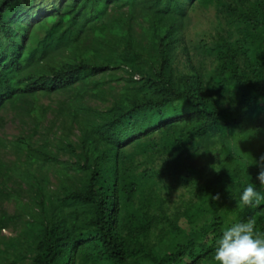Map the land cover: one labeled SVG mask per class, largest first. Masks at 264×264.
Returning <instances> with one entry per match:
<instances>
[{
	"label": "trees",
	"instance_id": "1",
	"mask_svg": "<svg viewBox=\"0 0 264 264\" xmlns=\"http://www.w3.org/2000/svg\"><path fill=\"white\" fill-rule=\"evenodd\" d=\"M199 4L240 33L215 40L211 77L184 36ZM7 106L43 147L18 141L25 168L0 171V207L28 208L0 212V264H219L222 229L264 233V201L238 204L264 192L247 168L264 155V0H0V121Z\"/></svg>",
	"mask_w": 264,
	"mask_h": 264
},
{
	"label": "rangeland",
	"instance_id": "2",
	"mask_svg": "<svg viewBox=\"0 0 264 264\" xmlns=\"http://www.w3.org/2000/svg\"><path fill=\"white\" fill-rule=\"evenodd\" d=\"M227 18L224 14H219L214 7L204 6L203 4L195 5L188 14L186 21V27L184 31L185 42L188 47L189 55L191 57L192 64L197 67L206 77L213 75V69L215 67L214 54L211 49L214 47V42L220 36H232L237 37L239 29L234 24H228ZM184 61V60H183ZM230 90L234 91L236 88L230 86ZM58 95H51V97L41 98L37 101V110H42L43 105L54 104ZM227 99H231L230 95ZM96 104L95 102H91ZM90 104L91 106H93ZM35 106V107H36ZM41 107V108H40ZM0 121V171H13L14 165L17 164L20 170L25 167L22 162L25 160L24 154L17 153L15 144L18 141H28L32 148L43 147V128L35 130L30 120L21 115V112L16 107L7 106V108L1 113ZM51 115H47L45 118L46 125H52ZM43 126V120H42ZM16 177V176H15ZM15 177L11 179L10 184L15 188ZM2 177H0L1 181ZM54 181V179H52ZM21 193V192H20ZM22 195V194H21ZM189 195L183 191H173L166 197L167 203H176L181 200H187ZM14 200L5 202L0 207V212L5 210L9 215L18 214L25 218V213L28 212V208L24 205L17 204ZM164 202V203H165ZM3 239L15 236V233L10 229L3 230L1 232ZM2 247V245H0Z\"/></svg>",
	"mask_w": 264,
	"mask_h": 264
},
{
	"label": "clouds",
	"instance_id": "3",
	"mask_svg": "<svg viewBox=\"0 0 264 264\" xmlns=\"http://www.w3.org/2000/svg\"><path fill=\"white\" fill-rule=\"evenodd\" d=\"M251 165L259 169L256 179L264 188V155L258 160L252 158L247 168ZM262 201L264 192L249 182L243 187L238 204L255 207ZM255 226V217H249L246 221L235 222L222 229L215 240L214 260L219 264H264V233L257 232Z\"/></svg>",
	"mask_w": 264,
	"mask_h": 264
}]
</instances>
